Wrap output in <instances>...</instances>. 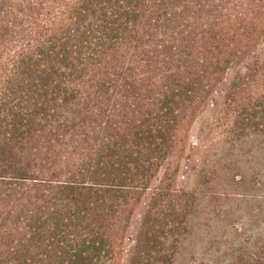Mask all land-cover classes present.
I'll list each match as a JSON object with an SVG mask.
<instances>
[{"label":"trees","instance_id":"trees-1","mask_svg":"<svg viewBox=\"0 0 264 264\" xmlns=\"http://www.w3.org/2000/svg\"><path fill=\"white\" fill-rule=\"evenodd\" d=\"M261 150L264 0H0V264H175L182 172L238 195ZM257 178L211 264H264Z\"/></svg>","mask_w":264,"mask_h":264},{"label":"rangeland","instance_id":"rangeland-1","mask_svg":"<svg viewBox=\"0 0 264 264\" xmlns=\"http://www.w3.org/2000/svg\"><path fill=\"white\" fill-rule=\"evenodd\" d=\"M199 128V123L191 128L189 142L197 136ZM243 161L245 165L240 172L247 185L234 196L212 185L197 166L188 173L182 172L184 177L179 176L180 192L186 196L184 200L192 204V210L188 217L189 232L179 248L175 264H211L214 250L218 248L212 242H219L220 246L225 244L232 255L242 249L257 252V174L264 176V150L252 151ZM217 236L219 240L215 239Z\"/></svg>","mask_w":264,"mask_h":264}]
</instances>
